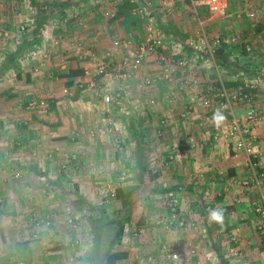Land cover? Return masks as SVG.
<instances>
[{
  "label": "crops",
  "instance_id": "0c3cea01",
  "mask_svg": "<svg viewBox=\"0 0 264 264\" xmlns=\"http://www.w3.org/2000/svg\"><path fill=\"white\" fill-rule=\"evenodd\" d=\"M1 1L6 7L0 3V14L9 18L13 10L8 3L14 0ZM31 3L20 30L25 38L13 42L15 28H0L7 37L0 40V203H8L6 208L0 204V264H10L9 254L23 251L29 264H40L41 258L46 262L48 256L52 264H63L62 241L69 239L77 243L75 256L82 259L76 264H103L106 254L99 255L97 248L105 240L96 237L107 226L102 224L104 209L117 217L110 205L121 200L109 194L118 188L127 194L128 203L137 193L139 228L150 222L149 206L163 214L154 223V237L146 240L150 245L142 246L153 248V253L133 246L125 234L122 243L128 244L124 249L129 256L119 264H165L175 251L180 255L176 264H264V231L258 230L256 210L264 204V186L246 185L252 176L246 155L234 151L224 136L215 137L217 101L209 108L200 103L214 87L233 93L251 84L254 103L264 114V28L246 17L241 1L231 0L228 15L213 18L192 0H176L175 13L166 23L158 15L164 31L186 41L202 29L209 36H235L237 42L208 56L186 46L188 57L196 62L184 70L175 63H158L153 56L135 76L116 70L107 76L95 74L99 63H109L125 51L115 47L116 39L143 37L144 21L133 9H124V0ZM194 11L205 21L204 28ZM27 39L38 41L25 46ZM71 67H81L84 73L68 85L60 74ZM107 93H121L123 103L107 104ZM248 108L233 102L225 114L243 117ZM256 134L264 171V119ZM10 140L16 142H11L12 148ZM14 162L22 168V201L11 179L17 172L7 174ZM69 192L72 207L62 198ZM172 192L176 206L170 204ZM216 192L224 194L221 202L214 200ZM126 205L117 208V214ZM65 208L71 212L70 232L63 227ZM218 209L224 211L223 225L210 220ZM145 230L135 234L142 236ZM87 237L93 244L90 252L83 244ZM165 241L171 243L170 250H162ZM9 243L21 246L20 252L9 253Z\"/></svg>",
  "mask_w": 264,
  "mask_h": 264
},
{
  "label": "built area",
  "instance_id": "2783aa9c",
  "mask_svg": "<svg viewBox=\"0 0 264 264\" xmlns=\"http://www.w3.org/2000/svg\"><path fill=\"white\" fill-rule=\"evenodd\" d=\"M135 7L133 14H136L144 21V34L141 40L137 41L132 35L126 39H116L115 47H125V51L118 52L116 58L109 63H99L96 66L95 74L107 76L116 70L119 75L135 76L147 59L154 56V59L161 64L175 63L179 68L184 70L189 67L191 62H196L191 57H188L186 46L193 47L196 52H202L207 56L214 54L217 50L224 48L225 44L236 43L235 36L227 37L223 34L209 36L205 30H199L196 35L186 41H181L174 35L164 31L158 22V15L170 18L175 13L176 0H131ZM243 4V12L246 17L256 22H259L264 28V0H240ZM195 8H205L209 11L211 17L222 18L229 13L228 9L231 5V0H192ZM197 10V9H196ZM195 19L199 25L204 28L205 21L199 17V14L194 11ZM248 51L251 50L249 45L245 47ZM87 54L89 51L86 52ZM215 63V62H214ZM218 67V64L215 63ZM88 73V71H86ZM169 79H173L168 75ZM82 81L79 80V83ZM84 82V81H83ZM82 82V83H83ZM254 85L248 84L246 87H240L233 93L224 87H214L205 97L200 99L201 105L204 107H212L217 101L218 106L215 112L224 115L226 122L215 125L214 135L216 138L224 136L231 148L236 152H242L247 157V163L252 170L250 179L244 181L246 185L253 184L259 188L264 186V171L259 153L256 151V142L258 135L256 127L264 119V114L254 103ZM70 92V88L64 90ZM104 100L107 104L123 103L121 93H107L104 95ZM233 102L244 103L248 105V111L245 116L237 117L233 114L228 118L225 114V109ZM231 111V109H230ZM188 115V111L182 113L183 117ZM20 172L16 176H20ZM170 204L176 206L178 200L172 192L169 194ZM172 207L173 215H176V208ZM256 210L260 217L258 224L259 230L264 231V204H258ZM70 223L72 221L70 220ZM180 255L177 251L171 253L165 264H176Z\"/></svg>",
  "mask_w": 264,
  "mask_h": 264
},
{
  "label": "rangeland",
  "instance_id": "374dc122",
  "mask_svg": "<svg viewBox=\"0 0 264 264\" xmlns=\"http://www.w3.org/2000/svg\"><path fill=\"white\" fill-rule=\"evenodd\" d=\"M0 3H3V1L0 0ZM8 4H10L9 10H11V11L13 10V13H12L13 15L10 16L11 18L10 17L9 18H6V16H3V14H0V28H3L4 29L7 25L10 27V24H11V27L13 26L12 28H15L14 40H13V42H15V41H19V40H22L23 38H25L23 35H20L21 34V31L20 30H22V26H24V22H26V20H27V18L25 17V10L26 9H29V7H27V6H29L32 3H31V0H14L12 2L9 1ZM3 5L4 6H2V7L5 8L6 7V2L3 3ZM230 10H231V6L229 7L228 11H230ZM204 13L206 14L205 16H209L210 15V13L208 11H206ZM7 19H9V23H8V20ZM165 19H167V17L162 16L160 22L161 23H166ZM18 38H19V40H18ZM0 40H2V41H6L7 40V37H6V34H5L4 31H3V34H0ZM33 40L34 41L36 40V43L38 41L37 39H32V40L27 39L25 46H29L30 43L33 42ZM31 47H32V45H31ZM9 49H11V48H9ZM12 52H14V51H12ZM26 52L25 51L22 52L21 53L22 56L20 55V57H24V53H26ZM16 56L17 55H15V58H16ZM2 73H4V71ZM38 103L39 102H36V104H38ZM21 122L22 121H20V124H22ZM9 142H10L9 148H12V146H13L12 143L13 144L16 143L15 140H13V141L10 140ZM9 172H10V174H13V172H14V174L16 172H20L21 173L20 176H16V174H15V177H12L11 179L12 180L14 179L15 182L13 184L15 186H18V190L19 191L17 193H20V194H18V197L20 199H17V200L22 201V198H23V194L24 193L22 192V189H20V187H19V186H22L23 185V181H22V178H23L22 177L23 176V174H22V168L21 167H18L16 165V162H14V168H13V170L11 169V171L10 170L7 171V174H9ZM8 176H6V175L4 176V179H3L4 182H6L9 179ZM70 192H72V191H70ZM70 192L69 193H66V195H64L62 198H63V202L70 203V205L72 207L74 205V203H72L70 201V199H68L69 198V195H70ZM5 194H7V193H5ZM212 194H213L214 200H218L217 202H221L222 201L221 199H223V197H224L223 196L224 194L223 195L220 194V193L218 194V192H216V194H217L216 197H215V194L214 193H212ZM109 196H110V198L111 197H114V199H115V195H113L112 193L109 194ZM104 198H106V196H104ZM143 198H146V197H143ZM192 200H194V199H192ZM137 201L139 202V197H138V195L136 193V194H133L129 198V203L127 202L128 205H126V209L123 212H120L121 214L120 213L117 214L118 213V209L117 208H115L112 211H110L111 213H115V215L117 216V217H115V220L114 221H111L110 222L108 220L107 215H105L103 217L102 224L103 225H107V226H104V234L102 233V235H98L96 237L98 240L99 239L102 240V242H103V240H105V242L102 245H99V247L97 248V251H99V255H105V254H107V251L111 250L112 248L124 249V247L126 245H128L126 243L125 244L122 243V241L124 240V235L125 234H127V236H128L129 239H133L134 244H135L133 246H138L139 248H142V246L145 247V245H147V244L150 245V243H146L147 242L146 240H150L151 238L154 237L155 234L153 232V226L154 227L156 226V224L154 225V223L156 222V220H159L160 221V219L163 218V214H161V212L158 209H154L153 206H149L148 211H147V213H148L147 214V218H148V221H150V222L147 223L148 225H147L146 228L145 227L144 228H139V224H138V221L139 220L138 219H140L139 216H140V213H141V209L136 204ZM0 204H4L3 206L6 208V206H7L8 203H7L6 199H4V201L2 203H0ZM135 204H136V206H135ZM149 204H151V203H149ZM66 207H68V205H66ZM120 209H122V208H120ZM20 211H22V210L20 209ZM61 212L63 214H65L64 215L65 216V219H63V220H66V223L63 222V224L65 225L63 227L66 230H69V232H70L71 226L69 224H70V213L71 212H69L68 209H66V208L65 209H62ZM80 212H81V215H82V212L83 211L81 210ZM22 214H23V211L20 212V215H22ZM152 220H155V221L152 223ZM141 229H146L145 230L146 232H142V236L143 237L140 236V234H135V232H139ZM126 230L128 231V233H127ZM258 230H259V228H258ZM129 234H131V235H129ZM101 237H102V239H101ZM119 238L121 239L120 242L118 241ZM145 238H147V239H145ZM140 239H142L143 241L141 242ZM125 240H126V238H125ZM62 242H63V245H64L63 248L65 249L64 251L66 252V255L63 254V256L61 257V262L63 264H76L75 263L76 261H81L82 260V259L81 260H78L76 258V256H75L76 250H74V249L77 248V246H76L77 243L76 242H73L70 239L69 240L62 241ZM56 244L58 245L59 243L57 242ZM83 244L85 245V247L87 249V252L88 251L90 252L91 248L93 247V244H92V241L90 240L89 237L84 238ZM162 245L163 246L161 248L164 251L170 250V248L172 247L171 246V243H169L167 241H165V244L162 243ZM20 247L17 244L12 245V243H9L6 248H7V250H8L9 253H12L14 251H16V252L19 251L20 252V249H19ZM138 247H136V248H138ZM142 250L149 251V252L153 253L152 252L153 248H151V247L150 248H144V249L142 248ZM72 253L74 255V258H73V256H71ZM25 256L26 255L24 254V251H23V254H21V252H20V255L19 256H16V254H14L13 256H10V254H9V260L10 259L12 260L10 264H29L28 258H26ZM51 259L52 258H50L48 256V257H46V262H43V258H41L40 259L41 260L40 264H44V263L45 264L46 263L47 264H52L50 262ZM37 264H39V263H37Z\"/></svg>",
  "mask_w": 264,
  "mask_h": 264
},
{
  "label": "trees",
  "instance_id": "16d2710c",
  "mask_svg": "<svg viewBox=\"0 0 264 264\" xmlns=\"http://www.w3.org/2000/svg\"><path fill=\"white\" fill-rule=\"evenodd\" d=\"M123 6H124V9L125 10H132L134 7H135V4L131 2V0H124V3H123ZM133 18V21L136 22L137 21V18L135 17H132ZM139 21V20H138ZM173 28V26H171L169 24V27L168 28ZM12 55L15 57L16 53L15 52H12ZM84 73V70L83 68L81 67H71L69 69L68 72L66 73H62L60 74V76H65L68 78L67 80V84L70 85L73 83V78ZM116 199L117 200H121L122 203H123V206L125 207L126 205V202L128 200L127 198V194L123 192V190L121 188H118L117 189V192L116 194H114ZM105 215H107L108 217V220L111 222V221H114L115 218L114 217H111L109 213H107L106 209L103 210ZM114 214V213H113ZM118 241L120 242L121 239L119 238ZM129 256V251L125 250V249H116V250H110L107 252V254L105 255V259H104V263L103 264H119L120 261L126 259L127 257Z\"/></svg>",
  "mask_w": 264,
  "mask_h": 264
},
{
  "label": "clouds",
  "instance_id": "9594fccd",
  "mask_svg": "<svg viewBox=\"0 0 264 264\" xmlns=\"http://www.w3.org/2000/svg\"><path fill=\"white\" fill-rule=\"evenodd\" d=\"M214 119L217 121V124L219 125V123L221 121H223L225 119V117L222 114H217L214 117ZM210 220L217 223V224L223 225V223H224V211H223V209L213 210L210 213Z\"/></svg>",
  "mask_w": 264,
  "mask_h": 264
},
{
  "label": "water",
  "instance_id": "95a60500",
  "mask_svg": "<svg viewBox=\"0 0 264 264\" xmlns=\"http://www.w3.org/2000/svg\"><path fill=\"white\" fill-rule=\"evenodd\" d=\"M122 207H123V203H122V201H118V202L113 203V204L110 205V208H111V209H115V208L120 209V208H122Z\"/></svg>",
  "mask_w": 264,
  "mask_h": 264
}]
</instances>
